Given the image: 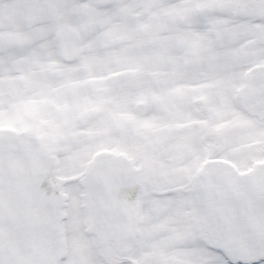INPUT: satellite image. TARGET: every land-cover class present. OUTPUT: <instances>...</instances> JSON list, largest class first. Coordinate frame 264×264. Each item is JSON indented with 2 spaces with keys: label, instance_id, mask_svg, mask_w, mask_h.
Listing matches in <instances>:
<instances>
[{
  "label": "snow or ice",
  "instance_id": "snow-or-ice-1",
  "mask_svg": "<svg viewBox=\"0 0 264 264\" xmlns=\"http://www.w3.org/2000/svg\"><path fill=\"white\" fill-rule=\"evenodd\" d=\"M0 264H264V0H0Z\"/></svg>",
  "mask_w": 264,
  "mask_h": 264
}]
</instances>
